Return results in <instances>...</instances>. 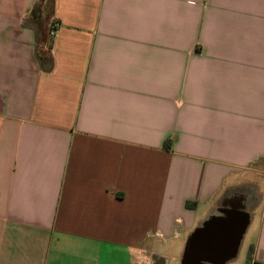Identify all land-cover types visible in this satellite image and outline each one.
<instances>
[{
    "label": "crops",
    "instance_id": "obj_1",
    "mask_svg": "<svg viewBox=\"0 0 264 264\" xmlns=\"http://www.w3.org/2000/svg\"><path fill=\"white\" fill-rule=\"evenodd\" d=\"M206 230L202 264H264V0H0V264H183Z\"/></svg>",
    "mask_w": 264,
    "mask_h": 264
},
{
    "label": "water",
    "instance_id": "obj_2",
    "mask_svg": "<svg viewBox=\"0 0 264 264\" xmlns=\"http://www.w3.org/2000/svg\"><path fill=\"white\" fill-rule=\"evenodd\" d=\"M222 247H224V244H217L216 239L210 237L209 231L206 230L192 238L185 253L183 264H202L200 257L204 256L205 252H215Z\"/></svg>",
    "mask_w": 264,
    "mask_h": 264
},
{
    "label": "rangeland",
    "instance_id": "obj_3",
    "mask_svg": "<svg viewBox=\"0 0 264 264\" xmlns=\"http://www.w3.org/2000/svg\"><path fill=\"white\" fill-rule=\"evenodd\" d=\"M248 190H249V189H241V191H243V192H245V193L248 192ZM244 195H246V194H244ZM241 198H242V200H241L240 202H242V201L245 199L244 201H246V203H244V204H247V203H248L249 205H250L252 202H254V200H255V198L252 197V198L250 199V200H251V201H250V200L248 199V197L245 198V196H242V195H241ZM256 198H257V197H256ZM257 199H258V198H257ZM241 205H243V204L240 203V206H241ZM240 206H238V207H240ZM246 215H247V213H245V216H246ZM226 225H227V222H226V220H225V226H226ZM225 230H226V227H225ZM210 254H211V252L208 253V257H210ZM204 264H208V262H204Z\"/></svg>",
    "mask_w": 264,
    "mask_h": 264
},
{
    "label": "flooded vegetation",
    "instance_id": "obj_4",
    "mask_svg": "<svg viewBox=\"0 0 264 264\" xmlns=\"http://www.w3.org/2000/svg\"><path fill=\"white\" fill-rule=\"evenodd\" d=\"M242 200V198H241V196L240 197H238L237 198V200H236V204H232V206L230 207V213H234V214H236L237 213V210H238V207H237V205H240V201ZM243 218V217H242ZM243 222H244V218L242 219V221H241V223L243 224Z\"/></svg>",
    "mask_w": 264,
    "mask_h": 264
},
{
    "label": "built area",
    "instance_id": "obj_5",
    "mask_svg": "<svg viewBox=\"0 0 264 264\" xmlns=\"http://www.w3.org/2000/svg\"><path fill=\"white\" fill-rule=\"evenodd\" d=\"M57 27V22H53L49 29V35L52 36L54 34L55 28Z\"/></svg>",
    "mask_w": 264,
    "mask_h": 264
}]
</instances>
